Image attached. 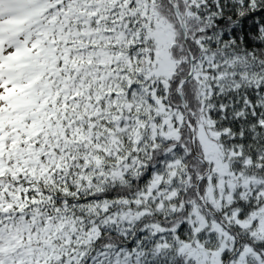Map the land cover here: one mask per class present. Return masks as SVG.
Wrapping results in <instances>:
<instances>
[{
  "label": "snow or ice",
  "instance_id": "obj_1",
  "mask_svg": "<svg viewBox=\"0 0 264 264\" xmlns=\"http://www.w3.org/2000/svg\"><path fill=\"white\" fill-rule=\"evenodd\" d=\"M0 264H264V0H0Z\"/></svg>",
  "mask_w": 264,
  "mask_h": 264
}]
</instances>
